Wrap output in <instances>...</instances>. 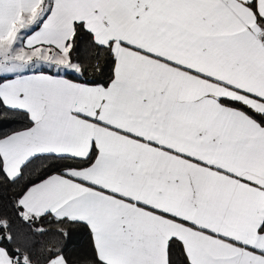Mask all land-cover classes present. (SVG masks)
I'll return each instance as SVG.
<instances>
[{"label": "snow or ice", "instance_id": "obj_1", "mask_svg": "<svg viewBox=\"0 0 264 264\" xmlns=\"http://www.w3.org/2000/svg\"><path fill=\"white\" fill-rule=\"evenodd\" d=\"M0 264H264V0H0Z\"/></svg>", "mask_w": 264, "mask_h": 264}]
</instances>
